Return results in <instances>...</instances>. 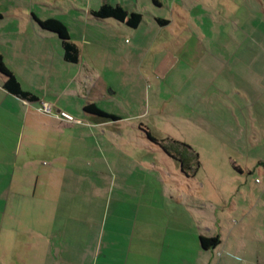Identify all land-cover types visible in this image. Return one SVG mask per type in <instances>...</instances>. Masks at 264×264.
<instances>
[{"label": "crops", "instance_id": "1", "mask_svg": "<svg viewBox=\"0 0 264 264\" xmlns=\"http://www.w3.org/2000/svg\"><path fill=\"white\" fill-rule=\"evenodd\" d=\"M103 5L143 19L94 18ZM0 16V55L24 91L41 101L56 90L66 119L74 98L82 112L94 104L118 118L42 114L0 74V264H264V180H249L264 173V0H0ZM35 18L65 26L77 63ZM108 72L152 83L153 113L186 132L164 139L196 153L182 155L187 175L168 155L173 164L129 166L107 154L122 152L117 140L99 158L76 154L89 151L85 130L106 137L125 119L99 106L116 94ZM157 170L167 177L160 207ZM139 171L151 182L128 183ZM200 237L219 243L204 249Z\"/></svg>", "mask_w": 264, "mask_h": 264}, {"label": "rangeland", "instance_id": "2", "mask_svg": "<svg viewBox=\"0 0 264 264\" xmlns=\"http://www.w3.org/2000/svg\"><path fill=\"white\" fill-rule=\"evenodd\" d=\"M126 39V38H125ZM128 39V38H127ZM121 77L112 78V73H107V81L109 82V90L108 93H114L116 94L114 96H111L109 98L101 99L98 103L99 106L110 112L119 115L122 118H125L123 120H120V122H123V124L120 125V127H117L118 129L116 132L114 131V127L107 128V134L106 137L102 136L100 133V130L93 129V130H85V134L88 133L91 134V137H84V139L87 141L86 144H90L89 151L86 153H82V148L77 147V155H82L83 157H94L97 156L99 158L100 153H102V148H115L114 145L110 146L111 140H117L122 144H125V146L121 147L122 152H117V150L114 153H111L110 150L107 154H120L123 155L122 157H125L126 159L124 161H128L129 166L136 165L137 167L141 165L147 166V164L157 163L164 165L163 163H172L173 162L167 157V155L155 144L151 143L147 140L144 131L147 130L152 133L151 135L154 136L157 139H164L166 136L168 137L170 134L177 135L180 137V135H186L185 130H181L179 126V122H165V117L163 114V110H158L159 114L153 113V100H152V83H147V81H142L141 78L134 77V80L131 82V80L127 81L128 79H124L125 76L120 75ZM89 83L88 85H90ZM96 89L93 91L95 93ZM45 92V91H44ZM39 95L41 92H38ZM46 94V93H45ZM44 94V95H45ZM42 96V102H46L51 105L53 112L56 113V109L59 108L57 105L58 103L55 102L58 93H56V90L49 89L47 96ZM64 99V98H63ZM75 100L72 101L70 104V113L71 115L74 114L76 119L80 120L81 122L84 117V112L80 110L77 107L78 99L74 98ZM67 98L63 100L65 102ZM41 101L39 103H34L33 106H36L37 109L41 107ZM66 103V102H65ZM157 112V113H158ZM80 113V114H79ZM78 117V118H77ZM81 117V118H80ZM84 119V118H83ZM169 121V120H166ZM155 123L153 125L152 123ZM128 123V124H127ZM173 123V128H171V124ZM139 124L142 126L139 127ZM153 125V126H152ZM130 126V127H128ZM112 129V130H111ZM176 129V130H175ZM68 135V134H67ZM107 140L108 144H104L103 141ZM111 139V140H109ZM87 151V149H84ZM87 159H84V161ZM154 160V161H153ZM47 162L44 161V164ZM166 166V165H164ZM98 167V165H97ZM145 170V169H143ZM140 175L138 173L134 174L132 178L127 179L128 183L133 181V179H142L143 176L150 180L153 178L152 173L149 172L145 173L146 171H139ZM145 173V174H144ZM144 174V175H143ZM136 175V177H135ZM154 176L156 178V182L154 183V186H156V196H155V203L160 207L159 204H163L164 199L161 196L160 190L162 189L160 186L165 185L167 182V177L165 174L161 171H156L154 173ZM92 178H90V181L96 185L99 184L100 179L99 175H92ZM255 178L258 179V181L264 180V173H257L252 174L249 177L250 183H254ZM113 195L112 199L115 200L118 196L116 194V188H112ZM100 195L98 194V197ZM142 197V196H140ZM95 196L93 195V199ZM104 198V195H103ZM98 205L99 203L102 204L104 201L99 200L96 202ZM96 216L97 213H96ZM157 217H160L159 214ZM2 261H5V259H2Z\"/></svg>", "mask_w": 264, "mask_h": 264}, {"label": "trees", "instance_id": "3", "mask_svg": "<svg viewBox=\"0 0 264 264\" xmlns=\"http://www.w3.org/2000/svg\"><path fill=\"white\" fill-rule=\"evenodd\" d=\"M91 15L96 19H114L120 23H124L126 26L130 28H136L141 23L143 17L139 13L134 12H127L121 6H112V5H103L98 10L92 11ZM1 18V16H0ZM36 23L38 26L48 32L54 33L58 36L61 41V46L63 50L64 60L67 63H77L79 60V50L78 48L70 41L69 35L65 26L58 20L55 19H47L44 21H40L35 18ZM0 74L5 78L4 81V88L9 93L13 94L14 96L30 102V103H38L40 102L39 98L27 91H24L16 77L13 73L5 66L3 62V58L0 55ZM84 112L102 117L112 121H118V118L112 115H108L101 111L100 109L96 108L94 104H89L84 107ZM145 136L148 141L157 145L166 155L174 158L176 162L179 164L181 171L187 175L186 170H190L189 164L187 159L182 157L184 152H189L194 156L196 153L187 145L173 141L171 139H163L157 140L153 137L150 132L147 130L144 131ZM165 141L168 143L165 144ZM174 154L178 156V158L174 157ZM219 241L217 238H205L200 237V244L204 249L213 248L218 245Z\"/></svg>", "mask_w": 264, "mask_h": 264}, {"label": "built area", "instance_id": "4", "mask_svg": "<svg viewBox=\"0 0 264 264\" xmlns=\"http://www.w3.org/2000/svg\"><path fill=\"white\" fill-rule=\"evenodd\" d=\"M39 111L42 114L49 115V116H55L57 119L65 120L66 122H68L70 124H80L81 123V121L76 119V118H67L66 119L61 114L54 113L51 105L46 103V102H41V107L39 108ZM256 182H258V180Z\"/></svg>", "mask_w": 264, "mask_h": 264}]
</instances>
